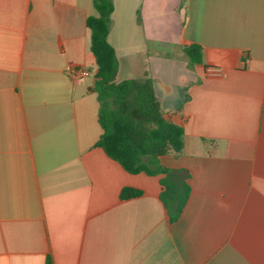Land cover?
I'll return each instance as SVG.
<instances>
[{"label": "crops", "instance_id": "0c3cea01", "mask_svg": "<svg viewBox=\"0 0 264 264\" xmlns=\"http://www.w3.org/2000/svg\"><path fill=\"white\" fill-rule=\"evenodd\" d=\"M92 1L0 0V264H264V0H185L178 54L134 8L157 46L137 74L118 51L113 0L119 77L147 73L163 117L183 127L181 153L159 156L189 185L175 221L163 174L130 173L96 145ZM124 186L141 194L120 198Z\"/></svg>", "mask_w": 264, "mask_h": 264}, {"label": "trees", "instance_id": "16d2710c", "mask_svg": "<svg viewBox=\"0 0 264 264\" xmlns=\"http://www.w3.org/2000/svg\"><path fill=\"white\" fill-rule=\"evenodd\" d=\"M96 14L86 17L90 30L89 48L95 58L93 89L98 101L97 120L102 132L96 143L130 173L163 174L159 198L170 221L180 215L189 195L186 181L168 178L170 169L159 156L178 154L183 148V127L162 115L151 77H119V59L108 40L113 0H93ZM192 64L201 62V47L190 43L184 48ZM141 194V190L124 186L120 198Z\"/></svg>", "mask_w": 264, "mask_h": 264}, {"label": "rangeland", "instance_id": "374dc122", "mask_svg": "<svg viewBox=\"0 0 264 264\" xmlns=\"http://www.w3.org/2000/svg\"><path fill=\"white\" fill-rule=\"evenodd\" d=\"M185 0H158L156 5L157 14L153 13L152 5L147 0H117V10L115 12V34L120 43L118 51L124 60L131 61L129 73L137 74L146 60V50L156 49L154 43L145 41L135 23L134 8L141 7L145 11L150 25V38L159 36L162 44L160 47L170 52L174 50L178 54L176 41L180 22L184 17ZM118 25V26H117ZM117 29V31H116ZM114 32V30H113ZM154 36V37H153ZM164 42V43H163ZM164 44V46H163ZM176 48V49H175Z\"/></svg>", "mask_w": 264, "mask_h": 264}, {"label": "built area", "instance_id": "2783aa9c", "mask_svg": "<svg viewBox=\"0 0 264 264\" xmlns=\"http://www.w3.org/2000/svg\"><path fill=\"white\" fill-rule=\"evenodd\" d=\"M65 71L72 78L78 77L83 72V70L81 68H79L77 66H73V65H67L65 67ZM207 71L209 73H212V74L213 73L214 74H219V73H221V68H219V67H209Z\"/></svg>", "mask_w": 264, "mask_h": 264}]
</instances>
